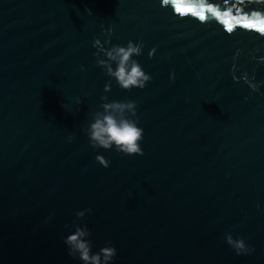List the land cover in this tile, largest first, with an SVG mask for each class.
<instances>
[{"label":"water","instance_id":"obj_1","mask_svg":"<svg viewBox=\"0 0 264 264\" xmlns=\"http://www.w3.org/2000/svg\"><path fill=\"white\" fill-rule=\"evenodd\" d=\"M260 27L264 0H0V264H83L64 240L84 226L112 264H264ZM97 39L143 45V89ZM113 101L135 102L143 155L91 145Z\"/></svg>","mask_w":264,"mask_h":264},{"label":"clouds","instance_id":"obj_2","mask_svg":"<svg viewBox=\"0 0 264 264\" xmlns=\"http://www.w3.org/2000/svg\"><path fill=\"white\" fill-rule=\"evenodd\" d=\"M93 46L106 57L103 60H98L97 63L107 68V74L114 78L122 89L130 90L133 87L143 89L146 82L151 80V76L143 71L136 60L132 59L134 55L139 56L141 54L142 44H134L129 41L126 47L113 45L110 48H105L101 41L97 39L94 41ZM152 54L150 52L149 56L151 57ZM113 63L115 68L112 67ZM108 90H110V86L106 85L105 91ZM101 99L106 100L107 97ZM76 103L79 105L81 100L77 98ZM102 107L104 111L96 113L94 122L90 124L87 130L93 148L111 149L115 146L117 152L126 156L143 155L139 143L143 138V129L137 126L135 120L125 115L127 112L135 116V102L113 101L104 103ZM72 139L73 137L69 136V140ZM96 160L103 167H109L110 161L102 155H97ZM86 211L90 212L91 210ZM75 215L82 218L85 211H77ZM90 235L87 226L77 227L76 231L64 240L68 254L73 258H78L83 264H112L113 258L116 256V249L113 246L103 247L99 252L93 253L90 241L85 239ZM226 243L234 249L237 255L249 254L254 251L253 248L246 246L243 239H234L231 234L226 236ZM108 244L111 245V242L109 241Z\"/></svg>","mask_w":264,"mask_h":264},{"label":"snow or ice","instance_id":"obj_3","mask_svg":"<svg viewBox=\"0 0 264 264\" xmlns=\"http://www.w3.org/2000/svg\"><path fill=\"white\" fill-rule=\"evenodd\" d=\"M166 2H167V0H166ZM191 10V9H190ZM201 19H204L205 17L203 16V15H201V17H200ZM258 31H261V32H264V27H260V28H258L257 29Z\"/></svg>","mask_w":264,"mask_h":264}]
</instances>
